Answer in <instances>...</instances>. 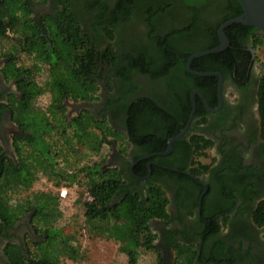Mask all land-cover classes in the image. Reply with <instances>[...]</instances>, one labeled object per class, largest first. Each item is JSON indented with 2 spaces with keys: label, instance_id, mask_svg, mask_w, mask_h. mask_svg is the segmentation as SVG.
I'll return each instance as SVG.
<instances>
[{
  "label": "trees",
  "instance_id": "1",
  "mask_svg": "<svg viewBox=\"0 0 264 264\" xmlns=\"http://www.w3.org/2000/svg\"><path fill=\"white\" fill-rule=\"evenodd\" d=\"M43 1H0V46L3 41L9 42L8 47L0 49V56L5 59L0 70L6 78L15 80L19 91V95L10 97L8 106L12 119L19 127V133L14 136L19 160L18 163L5 161L2 168L0 216L12 221L29 210L40 238L32 242L33 247L27 256L17 246L9 249L11 264H61L62 254L69 256L77 253L71 238L55 225L61 215L57 193L39 190L18 201L15 206L9 207L7 204L10 199L7 191L28 188L38 171L58 179L66 178L71 169L65 160V166H58L57 158L62 149L58 147L57 150L49 137L56 135L64 147L83 140L84 146L92 152H97L104 142L109 141L107 136L112 133V141L119 143L116 137L121 132L114 129L106 118H95L88 110L66 118V101L96 98L99 85L104 84L113 94L108 101L112 108L116 112L121 109L127 112L126 130L122 131L126 148L123 147L121 151H125L129 143L135 144L139 149L132 158L135 160L143 154L165 150L167 139L180 132L187 122L192 108L191 88L197 86L204 93L210 88L215 92L213 82L216 78L190 72L186 68L187 57L218 44L217 26L242 12L238 0H191L193 3L190 6V0H112L111 7L103 0H81L77 5L74 0H55L54 10H36V3ZM175 1L178 8L184 11L182 16L186 23L171 26L164 37L160 36L157 32L162 11L173 6ZM77 6L80 11L96 8L97 12L88 26L92 29L103 27L110 37L111 31L122 30L119 23L130 21L132 11L136 10L148 25L147 38L155 44L152 47L139 43L122 45L118 37L106 45L98 43L97 37L82 25ZM213 9L222 13L215 20L216 23H203L205 15ZM202 23L204 26H201ZM204 27L207 32L204 42L179 43L181 38L187 37L190 41L193 36L203 34ZM224 30L230 45L221 51L193 58L192 69L224 74L236 62L237 55L233 54L242 37L249 36L254 48L264 45V35L255 26L233 22ZM163 42L169 47L162 46ZM22 54L31 59L29 64L20 63L19 56ZM42 65L45 66L46 77L39 82L36 76ZM135 72L146 75L148 84L153 81L156 86L161 81L166 83L169 93L161 97L164 103L158 102L157 94L153 92L155 88L150 95L138 94L129 99V95L135 93L136 86L131 80V74ZM43 90L48 92L49 100L41 108L35 101ZM257 95L264 136V75L259 82ZM200 113L197 107L194 115ZM91 128L95 130L94 135H98L96 139L87 138L85 134ZM184 136L174 141V149L181 144ZM209 144L210 141L203 136L194 135L188 147L191 153L203 154V148ZM165 157L155 154L139 159L132 167L133 172L128 170L124 173L117 166H103L100 160L82 164L78 168L72 166L74 171L68 174L72 179L82 175L88 181L87 191L92 199L83 201L85 221L91 231L118 241L128 264H138L140 249L156 251L153 242L155 234L148 221L153 217L167 216L168 199L155 173L159 171L170 177H184L194 183L199 191L203 188L181 171L186 170L182 159L170 163L173 168L161 167L168 162L169 157L167 160ZM149 160L156 163L151 164L152 173L140 185L135 175L141 172L147 174L146 163ZM130 164L129 161L128 169ZM201 167L205 169L207 165L201 164L189 171L197 174ZM240 195L248 197L249 192L241 191ZM197 202L198 195L194 198V204L197 205ZM226 208L229 207H217L214 211L223 212ZM254 217L258 222L264 219V200L259 203ZM214 226L209 234L217 229V225ZM226 245L222 239H213L211 264L227 259L224 253ZM175 252V259L168 264H195L197 259L206 257L197 255L199 247L193 243H176ZM157 257L155 264H165L158 253Z\"/></svg>",
  "mask_w": 264,
  "mask_h": 264
},
{
  "label": "flooded vegetation",
  "instance_id": "2",
  "mask_svg": "<svg viewBox=\"0 0 264 264\" xmlns=\"http://www.w3.org/2000/svg\"><path fill=\"white\" fill-rule=\"evenodd\" d=\"M74 1L77 5L81 0ZM103 1L108 7L112 6V0ZM177 1L179 2V0ZM177 1L170 8L162 11L161 19L163 20L160 19L158 35L164 37V34L170 30L169 27L186 23L185 17L182 16L184 11L178 8ZM192 3L193 1L190 0L189 6ZM214 3L217 2L214 1ZM35 6L36 10L40 11V7H42L44 8L42 10L48 12L55 9L56 2L55 0H45L36 3ZM78 12L82 25L97 37L98 43L106 45L118 37L122 45L139 43L152 47L155 44L154 41L147 38L148 25L143 15L139 16L140 14L136 10L132 11L130 21L119 23L122 30H116L114 33L111 31V37L103 27L92 29L90 25L88 26L97 12L96 8H89V11L78 10ZM202 12L204 13V11ZM171 13L174 15L170 16ZM221 14L218 10H210L205 15L203 23L214 25L215 20ZM203 23L201 26H204ZM203 31V34L193 36L190 41L187 40V37L181 38L179 43L200 44L207 38L205 27ZM229 45L230 39L225 48ZM162 46L169 47L166 42H163ZM260 48L264 53V45L254 48L249 36L242 37L233 54L237 55L235 64L224 74L219 72L221 77L210 75L216 78L213 82L215 92L207 88L204 93L197 86L190 90V95L193 90L199 91L194 93V113L197 107L201 113L197 116L193 113L187 129L183 133L185 136L183 134L180 136H184L181 144L176 149L173 147L168 153L162 154L166 156V160L167 156L169 159L168 162L166 161L167 164H162L161 167L173 168L170 163H176L182 159L186 165V170L183 171L188 172L186 175L203 188L199 191L194 183L184 177H170L159 171L155 173L154 176L161 182L168 199L167 216L153 217L148 221V225L155 234L153 239L156 246L155 252L162 257L165 264L171 263L175 259V245L181 242L193 243L199 247L197 255L206 256L197 259L195 264H211L210 260L213 255L211 247L213 239L216 238L222 239L227 244L224 252L227 259L214 262L215 264H264V219L258 222L254 217L259 203L264 200V136H262V120L257 95L259 82L264 75V55L261 60H258ZM4 62L3 56H0V69ZM131 80L136 88L135 93L129 95V99L138 94L150 95L152 89L155 88L153 92L157 94L158 102L164 103V98L161 97L167 95V92L169 93L165 82L161 81L157 86L154 81L148 84L146 75L138 72L131 74ZM13 95H19L15 80L6 78L0 70V174L5 161L18 163L19 160L14 144V136L19 133V127L12 119L9 109L10 97ZM95 95L96 98L93 99L72 101L70 107L75 111V114L88 110L95 118H106L118 132L122 133L123 130H126L127 112L125 109L116 112L108 103L113 95L111 90L106 85L100 84ZM68 101H66V105ZM194 135L203 136L210 141V144L203 148V154L190 152L188 146ZM114 146L115 143L111 142L108 154V159L112 163L110 166H117L124 173L128 170L133 172L132 167L139 159L132 160V158L139 151L138 147L129 143L125 151H120ZM155 154L158 153L153 152L141 156L150 157ZM129 161L131 164L128 169ZM155 163L154 160H149L146 163L147 174L141 172L135 175L139 179L140 185L144 184V181L152 173L151 164ZM201 164L207 165V168L201 167L197 174L189 171ZM144 176L146 178H143ZM203 184L207 188L199 208V198L204 190ZM241 191H248L249 196L243 197L240 195ZM7 192L10 193L11 190ZM197 195L198 202L195 205L194 198ZM20 200L19 196L13 200L10 197L7 204L12 207ZM226 205L229 208H226L225 211H214L215 208H225ZM214 225H217V229L209 234ZM28 238L31 242H37L40 239L32 224L29 210L20 213L12 221L0 216V264H11L8 250L14 246L19 247L21 253L27 256L32 249L28 245Z\"/></svg>",
  "mask_w": 264,
  "mask_h": 264
},
{
  "label": "rangeland",
  "instance_id": "3",
  "mask_svg": "<svg viewBox=\"0 0 264 264\" xmlns=\"http://www.w3.org/2000/svg\"><path fill=\"white\" fill-rule=\"evenodd\" d=\"M40 11H44L40 7ZM9 42L3 41L1 43L0 49L4 50L8 47ZM264 53L262 49L259 50L258 60L263 58ZM19 61L22 64H29L31 59L25 55L19 56ZM46 77L45 66L42 65L40 71L37 73V80L43 82ZM49 94L46 90H43L40 95L36 98V105L44 108L48 104ZM69 100L66 105V118H70L75 115V111L70 107ZM87 138L93 137L96 139L98 135L95 134L94 129H89L85 131ZM116 138L119 141H112L113 133L108 135L110 138L109 141L104 142L98 149L97 152H92L87 147L84 146L85 143L83 140L72 143L68 146H63L62 141L56 135L49 137L52 144L58 150L60 147L62 150H59L60 155L58 160V166L62 168L65 166V163L69 165L70 171L67 172L66 178H56L51 174L43 173L38 171L35 175V178L32 184L24 189L21 188L18 192L11 191L10 197L11 200L14 198L17 199V196L21 198H26L29 194L35 191L43 190L57 193L58 195V207L61 212V215L55 221L57 227L62 228V231L66 233L70 238L71 242L76 248V254L61 255L60 263L61 264H128L126 254L120 249L119 242L113 238H107L104 235H98L95 232L91 231L88 224L85 221L84 216V204L85 192L87 191L88 181L82 176L77 175L72 179L71 171H74L72 166L75 168L80 167L82 164H88L92 161L102 160L103 166H110L112 163L108 159V154L110 150V143L114 142L117 149L121 151L123 147L126 148V143L124 142L126 138H123V133H119ZM65 160V161H64ZM65 163H64V162ZM69 174V175H68ZM58 181V183H56ZM61 188H66V193L64 196H61L59 191ZM20 200V201H21ZM31 247L33 245L29 240ZM76 255V256H73ZM158 261L157 253L153 250L140 249L137 257L138 264H155ZM169 261V260H168ZM167 261V262H168Z\"/></svg>",
  "mask_w": 264,
  "mask_h": 264
},
{
  "label": "water",
  "instance_id": "4",
  "mask_svg": "<svg viewBox=\"0 0 264 264\" xmlns=\"http://www.w3.org/2000/svg\"><path fill=\"white\" fill-rule=\"evenodd\" d=\"M238 1L240 2V5L242 7V12H240L238 15H235V16H232V17L226 19L225 21H223L219 25V27L217 29V33H218V37H219V43L216 44L215 46L204 49L202 51L194 52L187 57L186 68L190 72L197 74V75H217V76L221 77L220 73L217 71H198V70L192 69L191 68V61L195 57L205 55V54H209L212 52H218V51H221L222 49H224L229 44V38L227 37L225 30H224V28L227 25H229L233 22H238V23H242L245 25H252V26H255L256 28H258V30L264 34V0H238ZM195 92H199V91L193 90L191 92L190 99H191L192 109L190 111V114L188 116L187 122L185 123L184 127L182 128V130L180 132H178L177 134L173 135L172 137H170L168 139L166 150L158 151L156 153L165 154V153H168L169 151H171L173 148V141L176 140L177 138H179L186 131V129L189 125V122L193 116L194 110H195V95H194ZM145 157H147V156H141L139 159H142ZM149 169H150V167H149ZM181 171L184 173H188V172H185L183 170H181ZM143 178H146V177L144 176ZM203 185H204V190L201 193V196L199 198V204H198L199 208L201 207L202 196H203V194L207 188V186L205 184H203Z\"/></svg>",
  "mask_w": 264,
  "mask_h": 264
},
{
  "label": "built area",
  "instance_id": "5",
  "mask_svg": "<svg viewBox=\"0 0 264 264\" xmlns=\"http://www.w3.org/2000/svg\"><path fill=\"white\" fill-rule=\"evenodd\" d=\"M59 193L61 196H64L66 193V188H61ZM84 195H85V198H84L85 200L89 201L92 199V196L90 195L88 191H86Z\"/></svg>",
  "mask_w": 264,
  "mask_h": 264
}]
</instances>
